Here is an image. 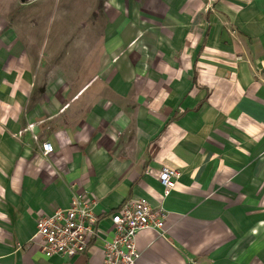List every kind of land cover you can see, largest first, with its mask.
I'll list each match as a JSON object with an SVG mask.
<instances>
[{"label": "crops", "instance_id": "crops-1", "mask_svg": "<svg viewBox=\"0 0 264 264\" xmlns=\"http://www.w3.org/2000/svg\"><path fill=\"white\" fill-rule=\"evenodd\" d=\"M92 1L69 24L82 39L59 35L77 53L65 69L42 36L51 4L32 22L0 0V264H104L100 241L40 250L35 220L76 192L101 229L129 200L164 210L136 264H264V0ZM164 165L180 174L166 194Z\"/></svg>", "mask_w": 264, "mask_h": 264}, {"label": "built area", "instance_id": "built-area-1", "mask_svg": "<svg viewBox=\"0 0 264 264\" xmlns=\"http://www.w3.org/2000/svg\"><path fill=\"white\" fill-rule=\"evenodd\" d=\"M42 154L53 153L49 142L41 144ZM180 174L177 169L162 166L156 175L165 194L172 190ZM83 193L72 195L65 209L52 215H40L35 220V236L40 239V250L45 257H74L84 253L92 241H100L104 264H136L140 252L136 235L145 229L162 230L166 213L153 208L144 198L129 200L109 216L110 224L101 229L98 214Z\"/></svg>", "mask_w": 264, "mask_h": 264}, {"label": "rangeland", "instance_id": "rangeland-1", "mask_svg": "<svg viewBox=\"0 0 264 264\" xmlns=\"http://www.w3.org/2000/svg\"><path fill=\"white\" fill-rule=\"evenodd\" d=\"M21 3L25 2L27 4L26 6V11L27 13H24L23 16L29 19L32 22L38 21L37 18H35V15L33 14V1L35 0H19ZM51 6L49 7H44L42 9V14L41 16L45 17V22H44V29H43V37L45 36V40H47L48 47H54V44L57 43L58 45H62L61 43H64L59 39V35L63 34L66 37L68 36V43H72L74 40L73 38H77L80 36V39L83 37V33L85 30L82 29H72L71 25H69L71 22H73L74 19L76 18H82L84 16L83 14V8L85 3L88 1L89 4H92L93 1L91 0H47ZM5 2V0H4ZM99 7L103 6V1L99 0ZM97 2V3H98ZM31 3L33 4L31 6ZM11 15V14H10ZM38 16H40L38 14ZM112 16V14H111ZM110 16V17H111ZM9 18L10 16H7L6 14H0V27H3L5 29H0V33L4 35L7 31V24L3 22L4 18ZM5 20V19H4ZM71 28V31H74L73 34L70 35V30L68 29ZM78 30V31H77ZM80 30V31H79ZM35 34H38V31H34ZM5 37V36H3ZM91 40H93V49H95L92 54L96 56L99 52H97L96 48H94V45H96L100 41V37L93 35ZM67 42V41H66ZM71 45V44H70ZM63 46V45H62ZM58 46L56 47L57 52H55V59H58L60 56V60H62V66L65 69H73L78 62L75 63L74 59L76 58V51L72 48L73 45L69 46V48H65V45ZM63 48V50H60L59 48ZM52 49V48H51ZM49 53V52H47ZM22 56V55H21ZM18 56V57H21ZM88 59V60H87ZM85 59L83 62H79L81 66H83L84 70L82 71V76L83 79H87L88 76H91L95 71L93 67V62L90 61L89 58ZM95 66V62H94ZM93 67V68H92ZM140 257V255H139ZM139 259V258H138ZM137 259V260H138Z\"/></svg>", "mask_w": 264, "mask_h": 264}, {"label": "trees", "instance_id": "trees-1", "mask_svg": "<svg viewBox=\"0 0 264 264\" xmlns=\"http://www.w3.org/2000/svg\"><path fill=\"white\" fill-rule=\"evenodd\" d=\"M102 215L99 216V218H101Z\"/></svg>", "mask_w": 264, "mask_h": 264}]
</instances>
